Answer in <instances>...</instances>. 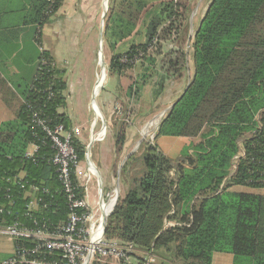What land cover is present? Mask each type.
Listing matches in <instances>:
<instances>
[{"label": "trees", "instance_id": "trees-1", "mask_svg": "<svg viewBox=\"0 0 264 264\" xmlns=\"http://www.w3.org/2000/svg\"><path fill=\"white\" fill-rule=\"evenodd\" d=\"M63 1L0 0V33L36 27L31 43H0V51L16 67L33 71L27 85L19 87V97L0 75L2 102L11 116L0 120V228L53 231L69 213L58 168L51 162L55 150L35 125L34 114L50 129L61 126L71 135L79 162L85 159V144L73 136L64 112L63 73L39 49L40 31ZM191 1L173 0L148 13L144 0H110L103 34L110 50L147 13L149 19L145 43L113 56L108 74L121 75L148 54L155 62L148 51L160 48L172 31L181 33ZM189 47L190 85L164 115L154 138L198 142L189 143L177 161L148 143L128 157L120 176L133 171L135 176L107 217L104 240L134 247L141 254L137 264L151 259L155 264H212L214 253L231 255V264H264V195L231 190L234 185L264 189V0H210ZM184 55L180 49L167 54L166 77L172 72L179 78ZM125 140L123 124L116 134L115 157ZM239 141L246 157L230 177ZM30 202L33 210L27 208ZM35 246L34 241L14 240V254L0 264L13 259L16 250ZM29 257L52 262L57 253L41 249Z\"/></svg>", "mask_w": 264, "mask_h": 264}, {"label": "rangeland", "instance_id": "rangeland-1", "mask_svg": "<svg viewBox=\"0 0 264 264\" xmlns=\"http://www.w3.org/2000/svg\"><path fill=\"white\" fill-rule=\"evenodd\" d=\"M171 1L173 0H144L148 13L158 12ZM180 1L183 2L184 0ZM109 2L110 0H81V4L78 5H81L82 9L77 8V10H80V14H69L72 17L70 20L71 31L69 36H66L68 39L77 37L76 43L74 47L73 44L72 47L68 46L61 54L62 66L66 71L63 75L66 74L70 84L67 94L69 109L74 119V125L71 129L79 130L78 133L74 132L73 136L85 144V149L90 144L89 162L95 168L97 167L102 177L101 195L104 201L107 200L112 191H117L116 185H118V192H116L118 193V198L119 195H124L130 187V182L135 176L134 171L130 176L124 177L120 176V173L116 174L117 168L129 153L134 151L133 154H137L142 144L148 143L152 146H157L165 156L177 161L184 154L186 147L190 145L189 143L195 144L198 142L196 139L188 140L167 137L155 139L154 136L160 121L169 111V107L182 94L191 79L192 50L189 47V39L210 0L191 1L186 19L182 23L183 29L181 33L178 34L172 31L170 36L160 43V48H153V50H149L150 52L148 51V53L153 54L155 62L149 61L150 55L148 54L147 57H141L140 60L138 59L134 62L131 69L125 70L118 76L107 72L110 59L115 55L126 52L133 45L145 43V27L149 18L147 13L124 36V39L115 43L114 49L110 50L103 40L105 17L109 9ZM86 30L89 32H85ZM77 33H79L78 36ZM100 33H102V46L99 48ZM176 38H179V41ZM52 40L54 41L53 38ZM176 49H180L185 54V65L181 68L179 78L176 73L173 74L172 72H169V77H166L167 64L164 63V58ZM100 54L102 55V61L104 60L105 79L102 88L99 89L100 91L96 95V102L100 105L99 116L104 120L105 131L101 138L92 139L102 128L101 118L89 111L91 100L88 97V89L91 91L97 75L99 76L100 74V64H97ZM172 58H174V54ZM102 61L100 60V62ZM65 71L63 70V72ZM160 84H163L162 88L159 87ZM105 110L107 114H105ZM96 117L97 120L94 121ZM123 124L126 126V140L121 154L115 158L112 157V160H108L107 156L103 158L104 161L109 162L106 166H111L110 173L113 177L111 186L113 188L110 191L111 188L109 189L107 186L111 181L107 180L103 166L98 163L95 154L96 151L102 150V148L114 149L116 134L119 131V127ZM145 131L146 134L143 136ZM97 141L101 142V145L98 146ZM140 141L141 143L139 144ZM88 168H90L89 163L85 157L79 163L81 173H89L87 182L83 183V195L89 208L97 217L100 206L99 186L97 177L90 173ZM229 174L230 177L233 175L231 167ZM231 190L237 192L255 191V193L264 194V189L254 190L242 185H234ZM13 243L14 240L12 238L0 234V261L3 257H9L14 254ZM151 263L155 264L156 262L151 259L149 264ZM1 264L6 263L1 262Z\"/></svg>", "mask_w": 264, "mask_h": 264}, {"label": "built area", "instance_id": "built-area-1", "mask_svg": "<svg viewBox=\"0 0 264 264\" xmlns=\"http://www.w3.org/2000/svg\"><path fill=\"white\" fill-rule=\"evenodd\" d=\"M33 117L35 125L46 133L55 150L51 162L58 168L69 213L66 221L53 231L17 226L0 228L1 235L9 236L13 240L37 243V246L31 250H16L14 258L8 260L6 264H93L96 260L102 263L108 261L107 264H137L136 259L141 254L134 247L104 240L103 215H109L114 209V198L117 193L112 191L104 201L101 188L98 189L100 206L99 214L95 217L83 195V183L87 182V173H81L79 170L80 162L72 147L71 135L65 133L61 126L50 129L35 114ZM237 146L238 152L231 160L232 173H235L238 164L246 157L243 141L237 142ZM112 200L113 203L106 208ZM27 208L33 210V202H30ZM165 227H172V224L165 222ZM41 249L49 254L57 253L55 261L29 257V253L35 254Z\"/></svg>", "mask_w": 264, "mask_h": 264}, {"label": "crops", "instance_id": "crops-1", "mask_svg": "<svg viewBox=\"0 0 264 264\" xmlns=\"http://www.w3.org/2000/svg\"><path fill=\"white\" fill-rule=\"evenodd\" d=\"M80 2L81 0H64L62 3V6L56 13L55 17L52 18L46 25H44L40 31L41 35H40V45H39L40 48L39 49L44 50L50 54V57L53 60L54 66L56 67L57 70L61 71L63 74L66 73V71H65V68H63L62 66L61 54L67 49L68 46L72 47V44H73V47H74L76 43L75 41L77 38V37L74 39L66 38V36H69V32L71 31L70 20L72 17H70L69 14H75V13L80 14L79 12L80 10H77V8L82 9L81 5H78V4H81ZM35 31H36L35 26H26V27L14 29L13 31L1 32L0 33V43L2 44L16 43V44H21L23 46V44L31 43L35 40ZM85 32L88 33L89 31L86 30ZM78 35L79 33H77V36ZM52 38L54 39V41L52 40ZM42 44H43V47H42ZM101 46H102V43H101ZM101 56L102 55L100 54L99 58H101L100 60L102 61ZM100 60L97 61V64H100L99 65L100 68H101V64H103V67L100 69V74L99 76L97 75L96 80L91 88V91L90 89H88V92H89L88 97L91 100L89 111H91V113L96 114L97 117L101 118V116H99L100 115V109H99L100 105L99 103L96 102V95L100 91L99 89L102 88V84L105 79V72H104L105 65H104V60L102 62H100ZM12 62L13 60L10 59L6 53H3L0 51L1 78L6 82V86H8L14 92V94H16L19 97V94H18L19 89H20L19 87L27 85L26 84L27 80L33 77V71L30 73L28 72L27 74L24 68L19 69ZM63 70L65 72H63ZM63 78L66 84V90L63 94L65 98V103H66L64 112L66 113L71 123V127H72L74 125V119H73L71 110L69 109V98L67 94L69 91L70 84H69L68 79L66 78V74L63 75ZM100 82L101 84L99 85ZM93 94H94V102L92 101ZM7 112H8V108L4 106L2 102V92L0 91V120L11 117L9 112L8 113ZM105 114H107L106 110H105ZM97 117L96 119H94V121L97 120ZM103 121L104 120L101 118L102 128L96 135L92 137V139L101 138L104 135V131H105L104 124L105 123H103ZM71 131L72 133L74 132L78 133L79 130L71 129ZM96 143L98 146L101 145V142L99 141H97ZM29 150L32 151V148H30ZM95 155H96L95 158L98 159V163H100L101 166H103L102 168L106 173L107 180H109V182L111 181L110 183H108V186H107L109 189L111 188L110 189L111 191L113 188V186H111L112 181H113L112 174L110 173L111 166H106V164H108L109 162L104 161L103 158L104 156H107L108 160H112V157L115 158V150L114 149L110 150V148L108 149L102 148V150L99 149L98 151H96ZM89 167L90 168H88V171L90 173H93L97 177V182L99 186L98 189H100L101 185L103 184L100 172L98 171L97 167L95 168L91 164ZM88 176H89V173L87 174V178ZM251 193H255V191ZM115 199L116 197L114 198V200ZM112 203H113V200H112ZM111 204H108L106 208H109ZM231 263H232V256L229 254L214 253L212 256V264H231Z\"/></svg>", "mask_w": 264, "mask_h": 264}, {"label": "water", "instance_id": "water-1", "mask_svg": "<svg viewBox=\"0 0 264 264\" xmlns=\"http://www.w3.org/2000/svg\"><path fill=\"white\" fill-rule=\"evenodd\" d=\"M107 1V0H106ZM106 7H107V5L105 6V11H106ZM101 43H102V33H100V39H99V48L101 47ZM99 60H100V58H99ZM103 67V64H101V68ZM189 83L187 84V86H186V88L184 89V91L182 92V94H181V96L169 107V109H172L173 107H174V105L177 103V101H179V99H181V97L184 95V93L186 92V90L188 89V87H189ZM92 101L94 102V94H93V96H92ZM156 126H157V124H156ZM145 134H143V136H144ZM141 143V141L139 142V144ZM89 149H90V144L86 147V149H85V157H86V160H87V162L89 163V166H90V162H89ZM134 152V151H133ZM133 152H131V153H129L123 160H122V162H121V164H120V166H119V168H118V170H117V173H120V171H121V169H122V167H123V164H124V162L128 159V157L131 155V154H133ZM116 187H117V191L116 192H118V185H116ZM117 200H118V193H117V196H116V199H115V202H114V206H113V208L115 207V205H116V203H117ZM107 217H108V215L107 214H104L103 215V221H102V226H103V228L105 229V226H106V222H107Z\"/></svg>", "mask_w": 264, "mask_h": 264}, {"label": "bare ground", "instance_id": "bare-ground-1", "mask_svg": "<svg viewBox=\"0 0 264 264\" xmlns=\"http://www.w3.org/2000/svg\"><path fill=\"white\" fill-rule=\"evenodd\" d=\"M106 1V0H105ZM144 134H146V131L144 132ZM112 203V201L109 203V204H111Z\"/></svg>", "mask_w": 264, "mask_h": 264}]
</instances>
